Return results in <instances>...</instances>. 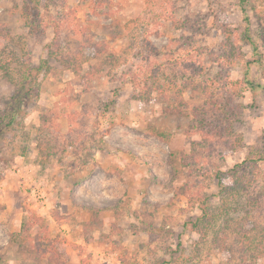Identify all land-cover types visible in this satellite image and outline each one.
<instances>
[{
	"label": "rangeland",
	"instance_id": "374dc122",
	"mask_svg": "<svg viewBox=\"0 0 264 264\" xmlns=\"http://www.w3.org/2000/svg\"><path fill=\"white\" fill-rule=\"evenodd\" d=\"M244 6L246 36L239 0H0L1 60H46L0 131V264H264V159L228 173L264 153V0ZM149 65L147 84L123 75ZM13 89L0 71V114ZM220 171L236 188L200 238L194 198L219 202ZM24 210L38 219L19 243Z\"/></svg>",
	"mask_w": 264,
	"mask_h": 264
},
{
	"label": "trees",
	"instance_id": "16d2710c",
	"mask_svg": "<svg viewBox=\"0 0 264 264\" xmlns=\"http://www.w3.org/2000/svg\"><path fill=\"white\" fill-rule=\"evenodd\" d=\"M247 2V0H239V4L241 7V10L243 12V19L244 22L246 24V28H245V33L244 35L246 36L247 33L249 31V26H250V20L249 17L245 11V3ZM23 13L22 16L23 18L27 21V19L29 18L30 11L27 8V6L23 7ZM49 25H51V27L53 28L54 31V36H53V42L55 44V41L57 42V39H59V26L58 23H56L53 20H50ZM224 29H226L225 32H227V30L229 31L228 27L225 26ZM1 31V29H0ZM43 33V32H42ZM248 41H250L249 39H247ZM251 43V42H250ZM233 46V44H230V42L227 44V46ZM226 46V42L222 41L220 43V47H225ZM253 49H256L255 46L252 44ZM25 54V52L22 53V55L19 56V64L18 67L16 68H11L10 67V62H3L1 60V56H0V71L2 72L3 76L5 77V79L13 85L14 89H13V93L11 94V96L9 97V99L6 102L5 105V110L3 113L0 114V131L5 129V128H9L11 127L17 118V115L19 114V112L22 110V107L24 106V104H26L27 100H29V98L33 99L35 96H37V91H38V87L36 86V80L38 77L39 72L42 69V66L46 63V60H41L40 64L38 66H34L27 58H23V55ZM190 54H186V58L190 59L193 58V56ZM195 59V58H194ZM193 62L195 64H197L199 66V68H202V65L199 61H195L193 60ZM186 65V67L181 69V66H183V64H179L178 68H177V72L179 74H181V71H186L189 73H192L193 75L199 74V71L197 68H194L190 65L184 64ZM160 65L154 66V65H149L148 66V70L145 71L143 74H139L142 73V71L139 70L138 73L135 72H129V73H123L124 76H126V79L128 80V82H130L133 86L138 85L141 81L147 84V81L151 78L153 79V77L155 76L156 72L158 69H160ZM192 68H194V70H191ZM156 69V70H155ZM184 69V70H183ZM73 70L75 71L76 68H73ZM176 72V73H177ZM189 77V78H192ZM247 83L249 84L250 88L253 89L255 87H260V84H254L252 81H247ZM206 84V83H204ZM207 85V84H206ZM264 89V86H261ZM136 99H140L142 101H147V99L145 98L144 94H138L136 96H134ZM171 109L169 110L170 112H175V108L173 107L172 104H170ZM220 107V106H218ZM167 108V106H166ZM180 109H182L181 107H179ZM223 109V108H221ZM164 132H159L158 137L160 139H163L164 137ZM41 153V149L38 146V153ZM253 152L250 151V153H248L245 158L239 162L234 164V166L229 170V174H230V178L232 179L233 183L237 182L240 183L241 182V171H243V169H245L246 167H251L253 165L257 164L258 160L264 159V153L259 154L257 157H252ZM150 170V169H149ZM225 172H218L216 174V178L218 179V185H219V191H218V198H219V202L217 204H213L211 202V196L207 195V194H203V195H197L194 199H195V203L197 204L198 209L200 210L199 215L192 221L188 222V225H190V227L195 230L196 232L199 233L200 238H203V236L206 235L207 231H209L212 227L214 228L219 220V215L221 214V212H225V211H229V203L227 204V199L224 197V194H227L229 192V189H235L233 188L234 186H228V185H224L222 183V174ZM244 173V172H243ZM234 185V184H233ZM192 199L191 196L189 197V200ZM92 213L95 217H98L101 209L98 208H91ZM24 212L26 213L23 216V221L21 224V231L19 232H14L12 235L14 238H16L17 242L20 243L21 240H24V236L22 235V233L24 232L25 234H27L25 231L27 230V228L32 225H34L35 221L38 219L36 216H34L30 210H24ZM89 224V222H87L86 226ZM91 224H92V220H91ZM41 227V225H40ZM41 232H45L47 231L44 227L40 228ZM40 232V233H41ZM213 242L214 245H216V247H218L219 249H227L228 245L226 242L227 239V234L225 232V228L224 227H219L217 228V230L213 231ZM46 233V232H45ZM46 236V235H45ZM43 235V239L45 240L44 242L42 241L41 243H46V241H50L48 238H46ZM54 242V241H52ZM30 247H33V245H31Z\"/></svg>",
	"mask_w": 264,
	"mask_h": 264
},
{
	"label": "crops",
	"instance_id": "0c3cea01",
	"mask_svg": "<svg viewBox=\"0 0 264 264\" xmlns=\"http://www.w3.org/2000/svg\"><path fill=\"white\" fill-rule=\"evenodd\" d=\"M101 213V212H100Z\"/></svg>",
	"mask_w": 264,
	"mask_h": 264
}]
</instances>
